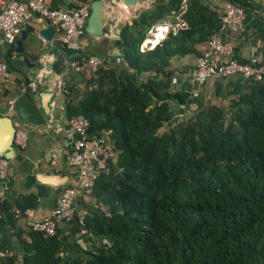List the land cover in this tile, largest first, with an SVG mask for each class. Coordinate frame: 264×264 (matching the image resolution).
Here are the masks:
<instances>
[{"label": "trees", "instance_id": "obj_1", "mask_svg": "<svg viewBox=\"0 0 264 264\" xmlns=\"http://www.w3.org/2000/svg\"><path fill=\"white\" fill-rule=\"evenodd\" d=\"M179 3L154 0L140 10L119 28V62L79 92L68 87L65 117L85 116L89 137L105 133L112 150L82 219L88 247L62 257L56 235L27 229L21 259L0 264H264V78L247 82L227 111L188 110L187 94L162 90L158 76L170 75V58L195 53L192 43L220 24L215 10L186 0V27L140 50L151 25ZM84 42V55L105 59ZM143 72L145 80L133 79ZM0 214L10 216L4 200Z\"/></svg>", "mask_w": 264, "mask_h": 264}, {"label": "crops", "instance_id": "obj_2", "mask_svg": "<svg viewBox=\"0 0 264 264\" xmlns=\"http://www.w3.org/2000/svg\"><path fill=\"white\" fill-rule=\"evenodd\" d=\"M45 1L52 7L70 9L84 2L89 4L92 0ZM104 1L107 5L104 33L99 37L88 36L84 40V47L89 51L103 54V58L107 61L115 62L116 57H119L118 31L121 25L130 22L131 19L126 16L131 8L124 6L118 0H111L114 3L112 6L108 5L109 0ZM234 1L240 3L244 9L241 25L237 31L223 30L219 31V35L223 40L231 42L232 54L235 58L252 64L258 63L264 58V0ZM153 2L154 0H142L137 3L138 9L135 15L140 10L151 7ZM198 2L206 8L205 14L216 11L217 0H198ZM173 20L172 15H167L151 26L171 23ZM42 25L43 21L33 16L24 26L22 52L14 51L10 45L4 44L0 47V59L7 61L14 71L11 79L0 80V114H5L6 101L9 98L13 96L18 98L23 94L20 92L19 82L34 79L40 73L42 77L37 82L36 90L30 95L41 115L51 121V124L45 123L40 127L26 126L28 128L26 146L20 152L15 151V156L10 159L11 171L5 179L4 188L0 191L10 215L0 214V249L12 250L18 259L23 255L18 238L28 239L26 219H38L46 215L55 206L62 189L73 185L77 180L75 172L68 166L71 146L66 132L63 99L56 95L57 89L65 86L79 92L88 85L86 81L91 78L88 70L81 72L70 70L56 43L49 45L36 36L37 29ZM197 27L203 29L205 26L197 23ZM167 33L161 31L154 34L153 29L147 31L142 49L152 48ZM192 47L195 53L175 55L170 58L168 66L170 75L158 76L161 89L182 91L187 94L186 103L182 106L188 110L207 106L227 111L229 104L247 91L246 82L237 75L226 77L214 75L197 83L194 80V60L204 49L205 41L192 43ZM147 76L149 73L143 72L133 75V79L145 80ZM44 92H51L49 99L48 97L44 99ZM43 99L44 103L47 101L50 109H57V112L53 115L47 114L46 109L42 107ZM101 135L107 141V135L105 133ZM73 206L75 211L73 219L57 223L56 236L60 240L59 254L62 257L77 255L88 247L83 238L85 228L76 216L93 209L95 203L90 196L77 192ZM25 211L28 214H25Z\"/></svg>", "mask_w": 264, "mask_h": 264}, {"label": "built area", "instance_id": "obj_3", "mask_svg": "<svg viewBox=\"0 0 264 264\" xmlns=\"http://www.w3.org/2000/svg\"><path fill=\"white\" fill-rule=\"evenodd\" d=\"M186 9V0H180L179 7L174 13L171 23H161L151 26L148 32L153 29L154 34L162 32L176 33L186 27L183 14ZM216 12L219 18L218 31L208 37L205 41L204 49L194 60V80L201 83L208 77L217 75L221 77L237 75L243 82L261 81L264 78V58L258 63H248L235 58L232 54V44L223 40L219 31H237L244 17L242 6L229 0H217ZM89 14V4L81 3L70 9L52 7L45 0H0V47L11 45L20 33V30L28 21L36 16L40 20H45L53 28L51 39L46 41L49 45L56 43L57 46L64 45L71 49L81 48L83 44L84 27ZM135 13L130 11L126 16L128 19L135 17ZM142 42L139 49L142 50ZM57 47V48H58ZM59 50V48H58ZM74 56L68 62V68L74 72L84 70L90 71L93 77L99 69H106L109 61L101 59L95 55ZM119 62V57L115 63ZM14 71L0 59V80L11 79ZM42 74H37L34 79L27 82L20 81L19 89L21 93L26 91L34 92L37 82ZM50 84V83H49ZM92 88L89 85L87 89ZM53 92V91H52ZM69 94L68 87L60 86L56 95L64 100ZM17 97L13 96L6 101L5 114L11 119L14 127L12 137V147L14 151H22L27 143L28 128L23 125L14 113V104ZM64 105V103H63ZM64 110V107H63ZM69 143L71 152L68 156V166L75 172L77 180L73 185L62 189L57 197L55 206L44 216L38 219H26V228L31 231L40 232L45 236L56 235L57 223L59 221L68 222L74 217L73 200L77 192L84 196H89L94 181L100 172L105 170L106 160L111 155L110 143L104 136H91L87 133L88 120L82 114H75L66 118ZM11 171L10 160L0 155V191L4 188L5 179ZM0 193V202L3 201ZM28 214L27 211L24 212ZM84 214L76 217L82 223ZM90 236V234L88 233ZM13 251L10 249H0V257H11Z\"/></svg>", "mask_w": 264, "mask_h": 264}, {"label": "water", "instance_id": "obj_4", "mask_svg": "<svg viewBox=\"0 0 264 264\" xmlns=\"http://www.w3.org/2000/svg\"><path fill=\"white\" fill-rule=\"evenodd\" d=\"M124 6L131 8V11L136 13L138 7L137 3H140L142 0H118ZM108 5H114L113 1L109 0ZM139 6V5H138ZM107 5L104 0H92L89 3V14L86 20V25L84 31L88 36L99 37L104 33L105 30V20L106 14L105 9ZM43 25L37 29L36 36L44 41L51 39L53 34V28L47 24L45 20ZM24 28V27H23ZM20 30L19 35L15 41L10 45L14 51L22 52L21 44L24 40V29ZM59 50L63 53L65 60L67 62L71 61L74 56L83 54V49H71L64 45L58 47ZM52 92V90H51ZM51 92H44V99L51 94ZM50 93V94H49ZM51 96V95H50ZM43 99V108L46 109L47 114L53 115L57 112V109H50ZM14 113L18 120L26 126L40 127L45 123L51 124V121H48L47 117H43L37 108V105L34 103L33 97L28 93L21 94L15 101L14 104ZM14 127L12 125L11 119L6 114H0V155L10 160L15 156V151L12 147V137H13Z\"/></svg>", "mask_w": 264, "mask_h": 264}]
</instances>
